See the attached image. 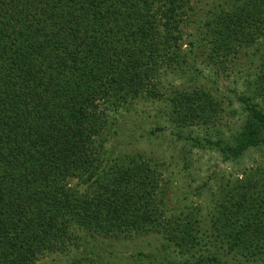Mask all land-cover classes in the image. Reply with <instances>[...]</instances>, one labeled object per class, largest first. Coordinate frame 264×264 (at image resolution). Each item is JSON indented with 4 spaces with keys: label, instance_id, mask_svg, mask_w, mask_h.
<instances>
[{
    "label": "trees",
    "instance_id": "16d2710c",
    "mask_svg": "<svg viewBox=\"0 0 264 264\" xmlns=\"http://www.w3.org/2000/svg\"><path fill=\"white\" fill-rule=\"evenodd\" d=\"M216 2L198 19L196 37L188 32L191 0H0V264H37L85 236L155 235L178 253L177 264H223L219 250L232 238L231 251L243 248L254 260L264 254L257 169L212 198L213 238L206 240L195 208L168 205L156 166L106 156L114 116L107 109L140 99L167 102L181 127L215 123L220 103L208 89L165 93L162 80L201 52L219 76L264 40V0ZM239 98L247 116L235 141L205 145L196 137L195 144L228 160L264 147V67L254 93Z\"/></svg>",
    "mask_w": 264,
    "mask_h": 264
},
{
    "label": "rangeland",
    "instance_id": "374dc122",
    "mask_svg": "<svg viewBox=\"0 0 264 264\" xmlns=\"http://www.w3.org/2000/svg\"><path fill=\"white\" fill-rule=\"evenodd\" d=\"M216 1L191 0L189 6L193 10L190 9L188 13L189 19L194 22L188 32L196 37L199 35L201 24L198 28V19L215 7ZM194 14H197L196 17H193ZM190 48L186 42L183 50ZM194 61L193 64L189 62L179 75H165L162 80L165 93H170L174 88L192 92L204 86L220 103L221 112L215 123L181 127L171 118V105H166L167 102L153 98L140 99L120 107L118 111L107 109L114 116L105 134L108 141L106 156H136L156 166L163 173L162 183L168 185V205L179 207L177 212H182L186 206L195 208L191 210L198 211L196 217L202 219L205 239L208 240L213 238L210 219L215 202L212 198L216 200L215 195L219 194L221 187L228 190L237 187L254 169L263 176L264 147L249 150L239 160H228L215 147L198 146L192 139L198 137V141L205 145H208V140L235 141L247 116L239 96L254 93L258 72L264 67V40L242 50L232 62L226 64V68H220V75L216 77L211 67H207L206 55L202 52ZM173 96L171 93L169 97ZM256 98L252 96V101ZM262 106L264 110L263 102ZM243 217L239 223H243ZM232 240H225L223 247L218 249L220 254H226L220 257L223 264H264V254L254 260L250 258L249 251L243 248L235 247L231 251ZM229 250L231 254L227 255ZM212 251L217 253V250ZM79 259L86 264H177L181 260L177 252L164 248L161 238L144 234L128 240L86 236L75 242L66 240L64 246L46 254L37 264H72L73 260Z\"/></svg>",
    "mask_w": 264,
    "mask_h": 264
}]
</instances>
